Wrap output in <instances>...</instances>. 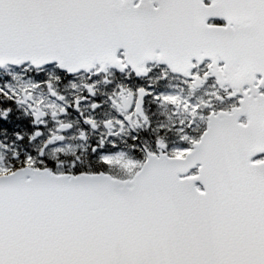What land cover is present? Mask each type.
Returning <instances> with one entry per match:
<instances>
[{"label":"snow or ice","instance_id":"6c2138e0","mask_svg":"<svg viewBox=\"0 0 264 264\" xmlns=\"http://www.w3.org/2000/svg\"><path fill=\"white\" fill-rule=\"evenodd\" d=\"M0 264H264V0H0Z\"/></svg>","mask_w":264,"mask_h":264}]
</instances>
